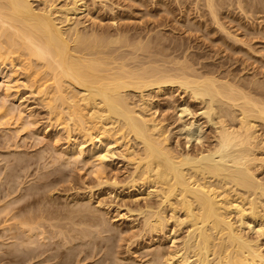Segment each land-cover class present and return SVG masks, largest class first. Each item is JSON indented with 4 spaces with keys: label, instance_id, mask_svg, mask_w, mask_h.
<instances>
[{
    "label": "bare ground",
    "instance_id": "6f19581e",
    "mask_svg": "<svg viewBox=\"0 0 264 264\" xmlns=\"http://www.w3.org/2000/svg\"><path fill=\"white\" fill-rule=\"evenodd\" d=\"M33 1L0 0V97L4 98H0V100H8V98L13 95V93L11 94L10 91L13 90L10 84H14L12 82H15L14 79H16V74H18L17 71L20 69V71L24 73L25 77V79L22 80H24L27 84L26 85L23 81V85L25 84L27 88L30 87L33 89L32 94L35 93L34 95L44 102L43 106L47 109V111H49V121L51 122L53 120V122H57L59 126L63 124V127H61L66 132L65 134H67L66 136L68 139L66 138V141L71 140V132L75 134H81V137H83L82 142L86 139V142L88 140L91 141L90 147L92 148L88 153H85V149L83 150V148L80 147L81 144H79V142L78 144L80 146L78 144L69 143L68 141L67 148L64 149V152L62 151L64 156H72L73 158L78 156V158L88 162H85V164H89L92 161L91 159L95 157L97 151L101 154L102 149L103 152L104 148L107 150V139L109 137L111 138V132L113 134V131L117 133V136L119 134V138H121L123 141L127 140L128 143L135 142L134 144L138 145V147L140 146V150L138 151V147L135 148V145L131 143L127 145L128 143L126 142L127 147L125 146L124 153H120L119 155L121 157L123 156L128 158L127 162L131 161L135 163L133 167L134 170H132L133 174L139 171L142 172H139L142 174V176L138 177H140L139 183L141 182L142 185L147 186L146 191L147 189L148 191L147 194H144L146 195L145 198L148 196L150 197V195L154 193L156 194H154L156 199L159 197V202H155L157 205H154L155 203H153V206H151L150 204L152 202H149V206L148 203L146 204L144 202L145 204L142 206L144 210L137 207L136 211L138 212V215H136V217L143 216V219H141L142 223L139 222L142 224L141 228L143 236L144 234L151 235L152 233H162L163 229H165V227L170 224L169 221H171V225L173 223L172 228H178L176 229L177 231H179L182 226H185L187 232L185 234L188 239V241H183L184 244L179 249L174 251L171 249L172 252H165L168 253L167 256L165 255L166 257L164 256L165 258L162 256L163 254H159V252L161 253L162 251L161 249V251L159 250V252L150 255V257L153 256L151 260H149V258L146 262H142V264H212L207 260L208 257H210V252L216 258V261H212L214 262L213 264L264 263V257L259 251L260 248H258L260 246H257L253 243L250 244L251 242H246V239H242L240 234H237L234 225L230 223V219L228 220V218L234 214L237 219L236 222L239 224V226L244 228L250 227L248 228L249 230L252 227L249 226L243 219L247 212V215L249 214L248 216H250L254 222H257L255 221L257 219L260 220L262 216L264 217V95H262V98H257L255 95L258 94L260 89H262L261 83L257 81V84L255 81L256 79L253 80L257 85H254V83L251 84H253L254 87L256 86L255 88L259 90L256 91L257 89H254L253 86L252 90L251 86L249 87V82H246L247 85H245L243 82L239 83L240 81H243L242 79L237 82V80H235L236 78L232 79V76H230V79L226 76V74L219 78L214 76L217 74L211 76L212 74L210 71H208V73L207 70H205V73H202L203 70L202 72H199L192 68V65L195 63L192 61L191 64L182 55L181 56L183 60L185 59V61L188 62H178L181 59L178 58V61H176L175 57V59L173 57L170 59L171 57L164 53L165 50L161 51L162 53H159L157 50L160 48L159 46V48L156 47L158 42L157 39L159 40V45L163 42L161 40L162 37L160 38L158 35L157 37L160 39L156 38V36L153 39L156 41L154 47V41L153 43H148V38H146V43H144V41L142 42V37V40H139V36L138 40L135 38L134 41V34L131 35L133 36V40H131L132 38H130L129 34L128 36H124L123 33L119 34L120 30L114 31L117 34L114 35L115 37L113 36L114 33L112 34L111 32L110 36L108 31L107 32L109 34L103 31H100V33L97 31L98 33H95V30L91 31L90 33L89 31L86 32L84 30L80 32L77 27L79 22L76 23L75 20H73V17L85 9L86 5L82 0H71L70 6L66 4L61 8L55 6L54 3L51 2L52 0H42V3L40 1V7L35 6L36 4L33 5ZM205 1L209 13L214 17L216 8L214 9L212 6L213 0ZM240 2L242 1H238V3ZM239 7L241 8V6ZM243 9L244 8H242V10ZM251 12H254V10ZM214 18L212 20L215 22L216 19V23L220 24V22H217V18ZM218 24L217 26L221 29L222 24ZM102 33L104 34L102 35ZM228 33L229 32L227 31L226 34L229 35L230 33ZM152 36L149 38L150 40L152 39ZM229 39H231V37ZM232 39L236 40V42L240 41L238 38L232 37ZM150 44H152V49L150 48ZM119 48H122L121 51H124L126 54L124 55L120 53L121 51H118L120 50ZM154 48L157 50V52L153 50ZM163 48L166 49L167 46H162L160 49L162 50ZM180 48L178 50H181ZM248 49H250V47ZM151 50L158 53L159 55L154 56L156 53H153ZM116 51H118V54ZM144 54L148 56H145ZM164 55L170 58L167 60V57ZM158 57H160V59ZM131 61H134L133 65H129V63L132 64ZM182 62H184V64ZM20 71H18L19 76L21 73ZM211 72L213 73V71ZM21 76H23V74ZM17 82L18 81H16L15 84ZM15 84L13 85L14 87ZM16 87H18V85ZM166 87H175V89L180 90L182 94L187 95L190 100L197 101L203 106L201 107L202 110L200 112L202 116L206 117V126L208 123L213 125L212 133L209 137H207L211 140L209 145L206 144L207 146H205L202 144V142L200 143L199 140V142H195L199 143V146L196 144L198 147L196 146L192 149L187 148L191 151L184 150L185 152L181 153H175L176 150L173 151V148L171 149V146L169 147V144L167 145V143H169L167 141L168 135L166 136V132L164 133L162 131L163 129L158 121L152 117H148V114H150V116H153L154 114L152 115L150 111H148V114L146 113L148 110L147 107H152L149 93L152 94L151 92H153L163 94L166 92L164 90ZM254 91L257 93H254ZM261 91L263 92V89ZM12 98L14 97L12 96ZM6 101L0 102V112L3 113V115H5V113L11 112L10 108L6 107L8 105H4ZM7 109H9V112H7ZM188 109H185V111L182 110L183 114H186L187 112L188 115H186V117L191 114L190 110L188 111ZM23 110L20 111L23 113ZM26 111L24 110V112ZM3 115H0V117ZM25 115L28 117L30 112H26ZM184 123L185 124H181V126L183 125L182 129L184 130L183 136L185 137L186 142H191V140L194 139V133H196L194 130L198 127V121L196 123V128L194 127L195 120H193V118L188 121L186 120ZM193 128L195 129L193 130ZM199 128L200 126L198 129ZM115 136H113V139H115ZM183 136L182 138H184ZM77 137L80 138V135ZM204 137L206 138V136ZM95 138L97 139V143H104V145H107V147L102 148V144L100 145L101 148L97 150L94 143L96 140L93 141ZM73 139L76 142L77 139ZM194 140L197 141V139ZM9 146L11 147V145ZM55 149H57V147ZM109 151H111V149ZM11 154V156H14L12 152ZM17 158H14L16 159L15 166L20 165V162L16 163V161L20 160ZM4 159L5 157H3V160ZM99 159L100 158H98V160ZM98 160H93L94 169L99 168L97 164ZM95 161L97 164L96 168L94 166ZM11 162L12 161L9 162L10 166ZM92 162L89 165H91ZM6 163L5 165L8 164ZM13 164L14 163H12V165ZM15 166L13 165L12 167L14 168ZM82 166L85 168L84 164ZM12 167L8 166L7 169L10 170ZM24 167L25 166H21V168ZM46 167L48 166H45L44 168ZM65 167L66 166L63 168ZM90 169L91 168L89 167V170ZM93 170L91 172H93ZM85 171H87L86 173L88 174L90 172H88V170ZM96 171L101 173L100 170H95L94 172ZM54 172L57 173L58 171L55 169ZM52 173L53 172H51V174ZM139 173H136V175H139ZM7 174L8 177L11 176V173L9 174L8 171ZM47 174L49 173L47 172ZM96 174L98 173H95V176H97ZM44 175L41 174V178L38 176L37 178L40 180L47 179L48 181V176ZM132 179L129 183L136 186L134 183H136V179L138 178L136 177L135 179L134 176ZM13 182L14 181H12V183ZM51 182H53V179L50 182L48 181V183ZM1 183L3 182L1 181ZM1 183L0 185H2ZM112 183L115 184L114 182ZM20 184L21 182H19V185ZM14 185H8L9 191L7 193V197L13 195L14 198L11 200L9 199V203L11 201L12 202L10 204L6 202V204H8L6 205L7 207L1 209L0 224L3 226V232H8L10 230L12 231L13 229L18 230L16 234H9L10 239H13V243L11 242L13 245H10L11 248L15 247V251L19 247L20 248L17 250L19 251L17 254H15V251V253L8 252L10 250V248H8V255L6 256H11L19 260H27L30 262V260L33 261L35 259L40 261L39 259L45 254V257L43 256L44 258L42 257L43 259L40 262H44L46 264L47 261L51 260L53 262V260L55 261L56 258L58 259V257L62 256V254H64L62 248L64 247L65 249H68L69 252L65 253L64 257L66 259H63V261L61 258L63 262H60L59 264H68V260L71 258L70 256H74V264H81L87 259H90L89 261H91L92 258H96L93 257L95 255L94 249H97L101 242L106 244L107 241H110V237L108 235V237H106L104 234L111 232V226L108 225L107 221L105 222V219L104 221L102 220L103 217H101L102 219L99 217L101 220H99L100 222L98 225V219L96 220L95 218L94 219L97 221L96 224H94L95 220H92V224L80 220L83 222L81 223L76 219V217L80 218L76 215L77 212L81 211L78 209L75 210L77 211L75 213L72 211L75 215V220H77L76 222L74 217H72V212L70 213L71 216L69 214L71 210L75 209V207H73V209L70 208L71 210L68 212V215L70 216V227L68 226L69 220L66 221V218L68 219V215H66L65 219H61V217H65V214L62 216V214L59 213L61 215L60 220L58 219L59 223L58 221L57 223H51V221L57 220L55 217L59 216L57 214L58 211L55 213L57 216H54L53 218L55 211L51 217L48 216L49 213L45 212H49L51 208L49 209V207L45 205L47 208L44 209L41 204V207L43 208V210L41 209L43 212H41L39 208L40 206L36 205L40 200L41 202L39 203H42V200L45 199V194L46 198H49L48 196L51 192H49L48 195L46 191L44 192L45 194L41 192L40 195H36L34 194L36 193L35 189L36 191L38 190L36 187L33 188L34 193H31L30 195L29 191L33 190L30 188L31 184H28V188L20 186L18 189H14ZM23 185H25L24 182ZM34 186L37 185L35 184ZM42 186H48L51 188L50 185L44 184ZM220 189L223 190V194L220 193ZM22 190L25 191L23 194L20 193ZM41 191L43 190L41 189ZM227 192H230V195L233 193L235 195L233 197H237L238 200H236V202L234 200L230 201L229 199H231V196ZM17 194L21 195L17 196ZM113 197L115 198V196ZM46 203L47 202H45V204ZM48 203H50V201ZM33 204H35L37 206L36 208H38L40 211L38 210L39 213H37L38 211H36L37 209L35 208V211H30L31 215L28 213L30 215L28 216L26 214L27 212L25 211L27 210L29 212L28 207L31 208V205ZM161 206L165 207L164 212L162 211L164 209ZM246 206L248 207L247 209ZM52 208L53 210L55 209L53 206ZM87 208L89 209V206L86 207V209L84 208L81 216L83 215V217H85L89 212L88 216L90 217V214L93 213V210H91L93 208L90 207L91 209L89 210ZM126 209L129 210L130 208ZM51 211L52 209L50 210V214L52 213ZM130 211H128V213H130ZM34 212L35 214H33ZM44 212L48 215H46ZM83 212L87 214L84 216L85 213ZM1 213H4L3 218L1 217ZM22 213H25L26 215H23ZM41 213H44L46 216L41 215ZM65 213L67 214V212ZM95 213H93V215ZM179 213H181L182 218H180L178 215ZM78 215L80 214L78 213ZM97 216L98 215H95V217ZM130 217L131 216H129V218ZM86 219H84V221ZM9 221H13V223L10 224ZM61 221H65L63 222L65 224L67 223V225H65L66 227H64ZM60 222L63 225V229H67V233H64L65 230L62 229ZM4 224L6 225L4 226ZM82 224L89 225L88 227L91 228L89 230L79 229L77 231V226L79 227ZM73 226H76V228ZM47 227L48 229H46ZM80 228L83 227L81 226ZM141 228H139L140 232ZM176 230L170 231L172 232V234L170 233V235H172V239L174 236L176 237ZM257 230H259V228ZM73 231L74 233L78 232V235L73 233L74 237L77 236V238L80 240L83 239L88 241L83 242L82 240L81 244L78 242L80 240L77 239V242L80 245L77 243L76 248L78 246L80 248L78 247L79 250L77 251V248L74 252L72 250L75 249L73 247L75 244H73V246L67 247V245H69L71 242L68 241L70 240V232L72 234ZM3 234L4 233H2V235ZM65 234H67L69 237ZM64 235L68 237V240L67 237H64ZM96 235L97 240L99 239V241L96 240ZM62 236L63 239L61 240ZM59 237H61V242L60 240L57 241V238L59 239ZM74 237H71L72 243H74ZM167 237L168 236H166V238ZM75 238L74 240L76 242ZM54 239H56L57 244L61 245L55 244ZM52 240L54 241L55 246L53 245L54 248L52 249V254L47 255V247H45V250L42 248L47 244H49L50 248H52V244H50ZM148 241L147 245H151L150 243L148 244ZM72 243L70 245H72ZM10 245L7 246L9 247ZM88 246H90L89 249L92 250H89L87 248ZM108 247L109 245H107L106 248ZM21 248L24 249L21 250ZM99 248L101 249V247ZM47 250H49V248ZM52 250H49L50 253ZM103 250H105V248ZM100 251L101 250H99V252ZM97 252L96 254L98 255L99 252ZM104 252H106V254ZM107 252L108 249L101 252L102 258L107 257L105 255H109L108 257H110V253ZM81 253H83L82 255H84V257L80 259L79 254L81 255ZM5 254L7 253L5 252ZM10 259L12 258H9V260ZM100 260L103 262L105 259H99V262ZM113 260L115 259L112 258V264L114 263ZM105 261L104 264H107V258ZM118 261L119 262L117 264H122L120 262V258ZM17 262L19 263V261ZM29 262H27V264ZM22 263L24 264L25 262Z\"/></svg>",
    "mask_w": 264,
    "mask_h": 264
},
{
    "label": "rangeland",
    "instance_id": "374dc122",
    "mask_svg": "<svg viewBox=\"0 0 264 264\" xmlns=\"http://www.w3.org/2000/svg\"><path fill=\"white\" fill-rule=\"evenodd\" d=\"M40 1H41V3L43 2L42 0H34L33 5L36 4L35 6L40 7V5H41ZM49 1H51V0H49ZM82 1H84L85 5H86L85 9H83L81 11V13H79L73 17V20H75L76 23L79 22L77 27H78L80 32H82V30H84L86 32L89 31V33H90L91 31L95 30L94 31L95 33L97 31L99 33H100V31H103L105 33L111 32L112 34L114 33L113 34V36H114L116 34L114 31L120 30L122 32L119 31V34L123 33L124 36H128V34H129L130 38H132L131 40H133V36H131V35L134 34V41H135V38H137L136 40H138V36H139L140 37L139 40L143 39L142 42L144 41V43H146V41H145L146 38H148V41H147L148 43H151V42L153 43V41H154L153 39L155 38V36H156V38H159V37H157V35H158V36H160V38L162 37L161 40L164 43L162 41H160V42H162V44H164V45H162L161 43L159 45L158 44L159 40L157 39L158 45L156 44V47L159 46L161 48L162 46H164V47L167 46L166 49L163 48L162 50L159 47L158 48L160 50L156 48L159 51V53L161 51L165 50L164 53L166 55H169L171 57V58L169 57L170 59H172V57L173 58L175 57L176 61H178V58L181 59L178 62L185 61V59L188 60L190 63L193 61V63H195V64L192 65V68H194L195 70H197L199 72H202V70H203L202 73H205L206 72L205 70H207V72L210 71V73L212 74L211 76H213L214 74H217L214 76H217L220 78L221 76H224L226 74V76L228 78H230V76H232L231 77L232 79L236 78L235 80H237V82H239V80L242 79L243 81H240L239 83L243 82L245 85H247L246 82H249L248 84H249V87L251 86V88L253 86V84H251V83H254V85H257L258 84L257 81H258L262 85L261 87L263 89V92L261 91L262 89L259 90V89L255 88L256 86L255 87L253 86L254 89H257L256 91L259 90L258 94H255V95L257 98H262V95H264V87H263L264 86V0H258V1L257 0H252V1L251 0H213L212 6L214 7V9L216 8L215 9L216 13H214V12H212V13L215 14V15L214 14L213 15H214V17L216 16L215 18H217V20H218L217 22H220V24L216 23V19L209 13L208 7L205 4V2H206L205 0H82ZM238 1H242V2L238 3ZM51 2L54 3V5L59 7V8L63 7V5H66V4L68 6L71 5L70 4L71 0H52ZM252 2L253 3L256 2V3L253 4ZM244 3H246V4H244ZM250 3H252V4L249 5ZM238 5L241 6V8ZM250 6L253 8L254 12H251L253 10ZM213 7H212V9H213ZM242 8H244V9L242 10ZM212 17L215 19V22H214V20H212L213 19ZM112 21H114V22H112ZM217 24L218 25L222 24L221 29H225V30H221L220 27L217 26ZM126 30L129 32H127ZM227 31L230 33V34L228 33L229 35L226 34ZM124 32H126V33H124ZM111 33H110V36H111ZM103 34L104 33H102V35ZM125 34H127V35H125ZM151 36H152V39L150 40L149 38ZM141 37H142V39H141ZM230 37H231V39H229ZM232 37L238 38V40H240L242 43L240 41L236 42V40L232 39ZM163 38L166 40H164ZM155 42L156 41H154V43H153L154 47H155ZM151 46H152V44H150V48L152 49ZM249 47H250V49H248ZM175 48L177 50L180 48L181 50L177 51ZM119 49L120 50H118V51L120 52L122 48H119ZM153 50H155V48ZM153 50H151V51L153 52ZM157 50H155V51L157 52ZM118 51H116V53ZM156 52H153V53H156ZM120 53H122L124 55L126 54V53H124V51H121ZM144 55L148 56L146 54H144ZM149 55H150V52H149ZM156 55H159V54L156 53L154 56H156ZM161 55H163V54H161ZM166 55H164V56L167 57V60H168L169 58ZM176 55L177 56L179 55V56L177 57ZM181 55L185 58L184 60H183ZM164 56H162V57H164ZM158 58L160 59V57H158ZM188 61H185V62H188ZM131 62H132V64L129 63V65L134 64L133 63L134 61H131ZM182 63L184 64V62H182ZM162 65H163V63H162ZM18 71H20V69ZM18 71H17L18 74H16V79H18V80L14 79L15 82L16 81H18V82L16 84H15V82H12L15 84V87L13 86L14 84L13 85L10 84L12 86L11 88H13V90H10V91H11V94L13 93L12 96L14 98H12V96H10L12 99L9 97L10 99L8 98V100L7 99L2 100L4 98L0 97V98H2L1 99L2 101L7 100L4 105H8L6 107L10 108V110H11V112H9V109H7L8 111L7 110L6 111L9 113H5L6 112L5 111L4 112L5 115H3V113L0 112V115L4 116V117L3 116L0 117V119L2 118L0 120V161H1L0 162V171H2V172H0V179H2V180H0V183H1V181L3 182V183H1L2 185H0V204H2V205L4 204L3 206L0 205V206H2V207H0V211L2 208L7 207L6 205H8V204H6V202L9 203V201L14 198L13 195L12 196L10 195L7 197V193L9 191L8 185L12 186L15 184L13 186L14 189H16V188L18 189L20 186H23L24 188H26L27 186H29L30 184L32 185V183H33L32 186L30 185V188L33 189V188L37 187L38 188L37 191L39 193L36 191V189H35L36 193H34V189L33 190L31 189L32 191H29L30 195H31V193H34L36 195H40L41 192L44 193L45 191L48 195V193L51 192L48 196L49 198H46L45 193H44L45 195L42 194L45 197L44 200H45V202H47L46 204H45L44 200H42V203H39V202H41V200L39 202H37L39 205L35 203L37 206H40L39 207L40 210L41 209L43 210V208L46 209L47 207H49V209L50 208L52 209L51 214H50L51 209L49 210V212L44 210L46 213H49V215H48L44 212L46 215L52 217V214L54 211L55 212L53 214V218H54V216H57V214L59 215L58 217H55V219L57 218V220L51 221V223L52 222L57 223L58 219L60 220V217H61L60 214H62V216L65 214V217L64 216L61 217L62 220L65 219L66 215H68L69 210L73 209V207H75V209L71 210L69 212V214L72 211L75 213V212H77L75 210H78V209L81 210V211L77 212V214H76L77 216L80 217V218L76 217V219L79 221L81 220L83 222H87V223L92 224V220L98 219V222L96 220L94 222V224H96V222H97V225H98V223L100 222L99 220H101L102 219L101 217H103L102 220L104 221V219H105V222L107 221L108 225H110L112 228V230L110 228V231H111L110 233L104 234V236L110 237V239H109L110 241H107V243L105 242L106 244H103L104 242L103 243L101 242V244H99L100 246L98 245L99 247H101V249L99 247H98L99 249L97 248L98 250L94 249L95 255L93 257H96V258H92L91 261H89L90 259H87L84 262H82L81 264H94V263L97 264L99 262V259H105L106 260V258H107V264H112V258L115 259V260H113V262L116 264L119 262L118 261L119 258H120V262L122 264H128V263L131 264V262H132V264H134V263L135 264H142V262H146L149 258H150L149 260H151L153 258V256L150 257V255L155 254L156 252H159V250L161 251V249H162L161 253L159 252V254H163L162 256L164 257L165 255L166 256L168 255V253H165V252H169V251L172 252V250L174 251L176 249H179L184 244L185 240L188 241L186 234H185V233H187L185 226L181 227L182 230L179 229V231H177L176 229H178V228H176V229H173L174 227L172 228L173 223L171 225V221H169L170 224H168L165 227V229H163V231H162L163 235L160 232L161 234L160 233H158V234L152 233L151 235L150 234H144V236H143L142 228H141L142 224L139 223V222L142 223L141 219H143L142 218L143 216L142 217L141 216L136 217V215H138V212L136 211L137 207L142 208V210H144V208L142 206H144L145 203L146 204L148 203V205H149L151 202L152 203L150 205L153 206V203L159 202L158 201L159 197L156 199V196H155L156 194L154 193L155 195L152 194V195H150V197L148 196L145 198L146 195H144V194L145 193L147 194L148 189L146 191L147 186L142 185L141 182L139 183V180H140L139 178L142 176V174L139 173L141 171L136 172L137 174L139 173V175H136V173L133 174L132 170H134L133 167H134L135 163L131 162V161L127 162L128 158L123 157V156L121 157L119 155L120 153L121 154L124 153L125 146L128 143V141L127 140L123 141L121 138H119L120 137L119 134L117 136V133H115L113 131L114 135L111 132V138L112 139L110 137L107 139L108 140V143H107L108 144V148H107L108 151H107L104 148V147H107V145H104V143H102L103 145L100 144L99 142L97 143V139L95 138L93 141L96 140L94 142L96 149L99 150V148L102 147V148H104V152L102 149V152L100 154L96 150L97 152L95 154V157H93V159H91V160L97 161L98 158H100L97 162L98 167L100 169L96 168V165H97L96 161L94 164L96 169H94V167H93L94 161L93 162L91 161L92 164L89 165L91 162L89 164H85L86 160L83 161L82 159L78 158V156H76L74 158L72 156H70V157L64 156V153H62V151L64 152L65 151L64 149L67 148L68 141H69V143H72V144H78V142H79V144H81V146L79 144L78 145L81 148H83V150L85 149L84 150L85 153L86 152L88 153L89 151H91V148H92V147H90L91 141L88 140L89 142L88 141L86 142L87 139L85 138L86 140H84L83 141L84 143H83L82 142L83 137H81L82 135L81 134H75L72 132H71V140L66 141L68 138L66 136L67 134H65L66 132L62 128L63 124H61L59 126L57 124V122H55V121L53 122V120L51 122L49 121V119H48L49 111H47V109L43 106L44 102H42V100H40V98L38 99V97H36L34 95L35 93L32 94L33 89H31L30 87H28V88L26 87L27 84L25 83L24 80H22V79H25L24 73H22V71H20L23 74V76H21L22 75L21 73L19 76ZM211 71H213V73ZM21 80H22V82H21ZM253 80H255L257 84ZM23 81L26 85L25 84L23 85ZM21 84H22V86H21ZM17 85H18V87H16ZM23 86H25V87H23ZM253 88H252V90H253ZM164 90L166 92L163 94L162 93H153V92H151L152 94L149 93V97L151 99L150 102L152 103V107L148 106L147 107L148 110L146 111V113L148 114L149 113L148 111H150L152 113V115L154 114L153 115L154 117L150 116V114H148L149 116L148 115H146V116L152 117L160 123V125L163 129L162 131L164 133L166 132V134H165L166 136L168 135L167 137L169 140L167 139V141L169 143H167V145L169 144L168 146L169 147L171 146L170 148L171 149L173 148L172 149L173 151L176 150L175 153H178V152L181 153V152H185L187 150L191 151L190 149L195 148L199 144V143H195V142H199V140H200V143L202 142V144H204L205 146H207L206 144L209 145L211 140L207 137H209L210 134L212 133V129H213L212 126L213 125L211 123L210 124L208 123L206 126V123H207L206 117L202 116L201 112H200L202 110L201 107H203V106L200 105L197 101L190 100L187 97V95L182 94L180 92V90L175 89V87H173V88L166 87V89L164 88ZM256 91H254V93ZM260 92H262V93H260ZM259 95H260V97H259ZM15 98H18L19 100L15 99ZM14 99L17 101H15ZM1 100H0V102H2ZM23 109L25 111L27 110L26 112H30V115H29L30 117L29 116L26 117V115H25L26 112H24ZM185 109H188V111L190 110V113L193 114L194 116L190 114L189 116L186 117V115H188L187 112H186V114L182 113V110L185 111ZM20 110L21 111L23 110V113ZM180 111L182 114L180 113ZM179 114H181V115L178 116ZM190 118L191 119L193 118V120H195L194 127L196 128V123L198 121L197 124H198V127L200 126V128L198 129V127H197L196 128L197 130L195 128H193V130L195 129L194 131H196V133H194V139H197V141L192 139L191 142L190 141L186 142L185 137L183 136L184 135V130L182 129L183 125L181 126V124H185L184 122H186V120L187 121L191 120ZM196 118H197V120H196ZM212 120H213V118H212ZM55 124H57V125H55ZM182 130H183V132H182ZM79 135H80V138L77 137ZM113 136H115L114 137L115 139H113ZM182 136L184 138H182ZM204 136H206L207 139ZM73 138H75V140L77 139L76 140L77 143L74 141ZM109 139H110V141H109ZM120 139H121V141H120ZM184 141L187 144H185ZM192 142H194V143H192ZM129 143L134 144L135 142H129ZM129 143L127 145H129ZM53 144L55 147L53 146ZM9 145H11V147ZM13 145L16 146L17 148L14 147ZM100 145H102V146L100 147ZM134 145H135V148L138 147V145H136V144H134ZM56 147H57V149H55ZM42 148H44V149H42ZM187 148H190V149H187ZM110 149H111V151H109ZM137 150L138 151L140 150V146L137 148ZM11 152L13 153L14 156H11L12 155ZM7 153H8V155L10 153L9 158H8ZM110 154H112L113 156ZM3 157H5L4 160H3ZM13 157L14 158L18 157L17 159H20L19 161H16V163L20 162V165L15 166L16 165L15 164L16 159H14ZM53 158L58 163H56ZM12 159H14V160H12ZM5 160H6V162L8 161L7 162L8 164L5 162ZM21 160H22V162H21ZM81 160H82V162H81ZM10 161H12L11 166L9 163ZM5 163L7 165H5ZM12 163H14L13 164L15 166L14 168L12 167L13 166ZM61 163H63V164H61ZM86 163H88V162H86ZM83 164L85 165V168H84V166H82ZM8 166L12 167L11 168L12 170L7 169ZM21 166L22 167L25 166V167L21 168ZM45 166H48V167L44 168ZM64 166H66V167L63 168ZM60 167H61V169H60ZM89 167L91 168L90 170H89ZM92 167L94 170L92 169ZM76 168H78V169H76ZM55 169L59 173L54 172ZM6 170L8 171L9 174L11 173V176H9L10 178L8 177ZM85 170H88V172L89 171L91 172L93 170V172H91L92 174L90 172L88 174V173H86L87 171H85ZM95 170H98V171L100 170L101 173L97 172V171L94 172ZM47 172L49 174H47ZM51 172H53V173L51 174ZM95 173H98V174H96L98 177L95 176ZM41 174L42 175L45 174L44 176H48L49 182L52 181V179H53V182H51L52 184L48 183L47 179L46 180L38 179L37 176L39 178H41ZM84 174H85V176H84ZM6 176H7V179H6ZM44 176H42V177H44ZM134 176H135V179H136V177L138 178V179H136L138 182L135 180L136 183H134V184H136V186L129 183V182H131V179ZM138 176H140V177H138ZM17 178H18V180H17ZM12 181H14V182L12 183ZM18 181L21 182L20 185H19ZM23 182L25 185H23ZM110 182H111V184H110ZM112 182H114L115 184H113ZM35 184L37 186H34ZM44 184L50 185L51 188L48 186L43 187L42 185H44ZM3 188H4V190H3ZM40 188L43 191H41ZM52 188H53V190H52ZM221 190L222 189H220L219 191H220V193L223 194L224 192H223V190L222 191ZM142 191H144V192H142ZM24 192L25 191L22 190L20 193L23 194ZM227 193L229 194L230 192H227ZM21 194H17V196L18 195L20 196ZM28 196H29V194H28ZM113 196H115V198ZM151 196H153V197H151ZM230 196L229 197L231 199H229V197H228V199L230 201L234 200L236 202V200H238L237 197L236 198L233 197V196H235L233 193H231ZM141 197H142V199H141ZM137 198H138V200H137ZM53 200L55 203L53 202ZM49 201H50V203H48ZM84 202H85V204H84ZM21 203H23V202H21ZM156 203L154 205H157ZM20 204H17V205H20ZM35 204L31 205L32 207L30 206L32 209L28 207L29 212L26 210L27 208L25 209L26 210L25 212H27L26 214L28 216L31 215L32 211H35V208L37 207ZM41 204H42L43 208L41 207ZM51 205L55 208L54 210H53ZM88 206H89V209L93 208V209H91V210H93L92 211L93 213H95V212L96 213L94 215H93V213L90 214V217H91L90 218L88 216L89 212H88V215H86L87 213L83 212V213H85L84 216L85 215L87 216V219H86V216L83 217V215L81 216V214H82V211H84V208L86 209V207H88ZM126 208H128V209L130 208L131 211L132 210L133 211L131 212L130 209L127 210ZM162 208L164 209V210H162L164 212L165 207L163 206ZM247 208L248 207L246 206V209ZM36 209H37L36 211L39 210L38 208H36ZM42 210H41V212H43ZM39 211L37 213H39ZM57 211H58V213H57ZM128 211H130V213H128ZM65 212H67V214ZM73 212L71 213L73 215L72 217L75 216ZM44 213H41V215L44 216L45 215ZM55 213H57V214H55ZM78 213L80 215H78ZM247 213L245 214L243 219L253 229L251 228L248 230V228H250V227L244 228L242 226H239V224L236 222L237 219H236L234 214H232L231 215L232 217L230 216V218H228V220L230 219L229 220L230 223L234 225V228H235L237 234H240L242 239H244V240L246 239L245 240L246 242H248V241L251 242L250 244L253 243V244H256L257 246H260V247H258V248H260L259 251L262 253V255L264 257V217L262 216L260 218V220L257 219V220H255L257 222H254V221H252V218L250 216H248L249 214L247 215ZM1 214H2L1 217L3 218L4 213H1ZM22 214L24 215L25 213H22ZM33 214H35V212ZM71 214H70V216H71ZM95 215H98V216L95 217ZM167 215H169V214H167ZM178 215L180 216V218H182L181 213H179ZM70 216L68 215V219L66 218V221L69 220V222H68L69 227H70V219H69ZM129 216H131V217L129 218ZM84 219H86V220L84 221ZM0 220H1V218H0ZM74 220H75V217H74ZM77 220H75V221L77 222ZM87 220H90V221H87ZM231 220H232V222H231ZM9 222H10V224L13 223V221H9ZM61 222L63 223L65 221H61ZM83 222H81V223H83ZM58 223H59V221H58ZM62 223H61V225H62ZM86 224L81 225L83 228H80L81 226H79V227L77 226V228H76V226H73V227L76 228L77 231L79 229L80 230L81 229H86V230L88 229L89 230L91 227L89 228L88 227L89 225H86ZM5 225L6 224H4V226ZM63 225H64V227H66L65 225H67V223L66 224L63 223ZM63 225H62V229H63ZM2 227H3L2 224H0V236L2 235V233H4L2 235L4 237H2V236L0 237V258L3 257V258H1L2 261L0 260V264H21L22 262H25L24 264H27V262H29L27 260H26L27 262L23 261L21 259H20L21 260L20 261L17 258H13L11 256H6V255H8V252H11V253L16 252L15 254H17V252H19L17 250L20 247L18 249H16V251L14 249L15 247L11 248V245H13V244H11L13 239H10V235L16 234L18 232V230L13 229L12 231L10 230L8 232H3L4 229ZM69 227H67V228H69ZM139 228H141V232H140ZM258 228H259V230H257ZM46 229H48V227ZM98 229H99V227H98ZM63 230H65L64 233L68 232L67 229H65V228ZM175 230L177 231L176 232L177 234H175L176 237L175 236L173 237V239L175 238L173 241V239L171 238L172 235H170V233L172 234V232H170V231H175ZM73 233H74V231L72 232V234L70 232V235H69L70 240H68L69 236L67 234H65V235H67L68 237L64 235V237H67V240L69 242L71 241L70 244L72 243L71 237H74V234L75 233L77 234L78 232H75L74 234ZM7 236H9V237H7ZM166 236H168V237L166 238ZM75 237L74 238L76 239V242L73 238L74 243H72V245H70L69 242H68L69 245L66 244L67 247L73 246V244H75L73 246L75 249H73V250L71 249L73 252L76 251V249L79 247L78 246L76 248L77 243L79 242L82 244V240H83V239H81V240L78 239L77 236H75ZM136 237H138V238H136ZM60 238L61 237H59V239L57 238V241H59ZM95 238L97 240V235ZM103 238H105V237H103ZM62 239H63V236H62L61 240ZM77 239L80 240L81 242L80 241L77 242ZM61 240H60V242H61ZM54 241H55V244H57L56 239H54ZM54 241L52 240L53 243L50 242V244H52V246H51L52 248H50L49 244H47L49 246H47L46 244H45L46 246H43L42 249H44V250H45V247H47L46 248V252L48 251L47 255L52 254V252H53L52 249L55 246ZM97 241H99V239ZM147 241H148V244L150 243L151 245H147ZM171 241H173V242L170 243ZM7 242H8V244H7ZM14 242H15V240H14ZM83 242H88V241L83 240ZM152 243H153V245H152ZM158 244H160L161 246ZM7 245H10V246L8 247ZM57 245H61V244H57ZM107 245H109L108 248H106ZM73 247H71V248H73ZM8 248H10V250L7 252ZM48 248H49V250H52L51 253L49 250H47ZM79 248L77 249V251L79 250ZM87 248L89 249L90 246H88ZM104 248H105V250L108 249V252L110 253V257H108L109 255H105L106 252H104L105 253L104 255L107 257L102 258L101 252L105 251V250H103ZM110 248L112 251L110 250ZM23 249L24 248H21V250H23ZM147 249H148V251H147ZM11 250H13V251H11ZM62 250L64 251V254H62V256L58 257V259L56 258L57 259V260L55 259L56 262L53 260L54 264L55 263L59 264L60 262H63L66 259L64 257L65 253H68L69 250L65 249L64 247L62 248ZM89 250H92V249H89ZM96 250L98 252H99V250H101V251L98 253ZM153 250H156V251H153ZM5 252L7 254H5ZM96 252L98 253V255L96 254ZM149 252H150V254H149ZM111 253H113V254H111ZM82 254L83 253H81V255L79 254L80 259L84 257V255H82ZM115 254H116L117 258L115 256ZM144 255L146 257L147 256L148 257L146 258ZM43 256L45 257V254ZM209 256L210 257H208L207 260H208V262L213 264L214 262H212V261H214V260L216 261V258H215V256L212 255L211 252H210ZM42 257L39 259L40 261L44 258V257L43 258ZM70 257L71 258H70V260H68L69 261L68 264H70V263L74 264L75 263L74 256H70ZM9 258H12L13 260L12 259L9 260ZM61 258H62V260L63 259L64 260L62 261ZM108 258L109 259L111 258V259L109 260ZM209 258H210V260H209ZM14 259H17V260H14ZM144 259H145V261H144ZM192 259H194V258H192ZM105 260H103V262H102V260H100V262L98 264H102V263L104 264ZM140 260H141V262H140ZM17 261H19V263ZM40 261H38V259L37 260L35 259L33 261L30 260V262L28 264H35L36 262H37L36 264H38V262H39V264H45L44 262H40ZM115 261H117V262H115ZM33 262H35V263H33ZM47 262H49V263L51 262L50 264H53V262L51 260H49ZM47 262H46V264H49ZM105 263H106V261H105ZM143 264H145V263H143ZM254 264H264V263H262V262L257 263L256 262Z\"/></svg>",
    "mask_w": 264,
    "mask_h": 264
}]
</instances>
